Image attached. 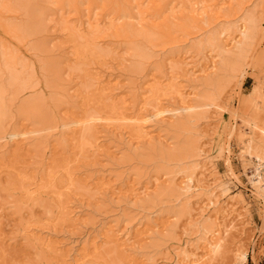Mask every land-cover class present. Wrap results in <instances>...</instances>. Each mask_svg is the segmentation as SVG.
Instances as JSON below:
<instances>
[{
	"label": "bare ground",
	"instance_id": "bare-ground-1",
	"mask_svg": "<svg viewBox=\"0 0 264 264\" xmlns=\"http://www.w3.org/2000/svg\"><path fill=\"white\" fill-rule=\"evenodd\" d=\"M38 1L48 2V0H0V11L5 14L22 13L21 15L25 16L27 23H29V26L26 25L17 29L14 28V24L5 21L6 19L1 16L0 23H4L2 29H5L4 32L7 36H11L20 43L25 40L26 28L32 27L30 23L36 16L33 14V9L38 4ZM79 1L81 0H78L75 5L73 4L76 12H80ZM100 1L102 3L104 1L105 3L106 1L108 2V0ZM132 1H128L130 4L127 3L128 6H131V10L133 9L139 14L143 9L144 3H140L138 0ZM236 2L233 1V3ZM238 2L240 11H242L241 15L237 16L240 11L225 15L222 19L217 18V24L214 21L207 20L209 18L207 16L212 9L208 6L206 0H196L194 7L189 2V5H184L181 15L172 19V22H169V20H167L169 23L165 21L167 25L162 24L165 25L166 30L159 34L149 30L151 25L145 21L146 17L141 18L134 13L113 16L110 26L106 29H101V22H103L101 19L98 20L90 15L92 8L89 13L90 16L86 19L88 21L87 24H85V20V23H83V19L80 17L82 21L79 19L78 26L81 29H78L87 35L94 36L95 38L91 42L101 39L100 42L105 43L111 38H118L130 41L133 44V48H131L132 54H126L124 59L122 58L123 63L118 60L113 61L116 63L120 62L121 69H119L120 67L117 68L119 71L121 70L120 78L130 77L131 79V75L135 76L133 74L135 72L131 71V67L136 66L137 70H141L142 66L146 64L149 66L154 65V69L161 75L164 74V70L170 72L164 77L161 76L163 77L160 80L161 82L157 81L147 88H143L140 82L136 84L137 80L130 82L127 90L131 93L135 102L139 101V93H150V96L144 100L145 107L142 110H137V103H134L129 109L128 106H125L126 102L119 99L120 94L118 93L120 92L117 91L122 88L117 86L120 83H116L115 89L109 85L111 83L110 80L115 78L112 76L115 70L111 66L105 69L108 65L102 64L101 67L103 65L106 67L103 66V68L99 69L100 71L105 69L101 71L104 76L93 79L98 85L97 88L99 87L95 91L97 90L107 101L114 103L111 107L119 113L120 119L118 121L125 126L124 129L127 132L121 133L122 131L119 129L121 131L119 134H121L118 135L114 132V128L112 130L106 126L105 128L103 127L102 135H99L98 139L95 140V138L92 142H88L86 139L92 135L95 127L99 126L97 122L100 124L102 120V117L95 113L82 119H79V117L75 119L74 116V119L72 116L71 118L66 117V119L64 117L61 124L49 127V120L55 115L54 110L49 106L48 112L43 113L38 106L32 105L33 102H31L30 106L26 104L21 106L22 108L20 107V114L25 115V112L30 111L27 119L28 123H33L34 125L42 124L41 127L28 130L8 125L14 118L12 113L16 112L15 104L19 103L20 96L31 88L28 86V80L31 75H19L16 72V67L20 65L21 59L17 56V50L10 46H1L0 161L3 164L0 163V165H5L4 162L8 158V149L11 146L13 147V145L17 147L16 155L26 149L32 154H29V156L37 160L41 159L42 154L51 155L50 152L53 150L51 149L50 141L52 139L60 147L68 142L67 135L72 134L74 135L72 139L74 148L84 150L82 152L85 153V150L90 147L93 149L92 153L95 157L92 153L91 155L95 159L89 166L86 165L83 173H68L69 176L67 174L66 181L71 187L70 190L74 188L77 191L87 192L89 191L88 189H90V192L92 191V186L88 184L96 181L97 183L94 184L96 192L89 194L90 196L92 195L89 202L93 203L85 206L86 209L81 204L82 202H77L76 200L74 202V198L69 207L70 212L67 210L68 207L66 208L69 205H66L67 203L62 204L60 212L62 220L70 223L73 218L72 227L79 228L86 225V220L82 218L84 215L85 217L88 215L92 217L91 213H95V218L102 217L101 221L92 222L93 227L104 230L105 239L110 243L118 244L119 240H122V243L115 248H118L123 254L129 253L133 256L129 260L130 264H214L220 259L218 257L223 255L222 253H224L227 245L231 241L234 242V240H231L233 238L231 232L233 233V230L236 229L234 223L239 222L242 217L237 214L238 211L236 212L239 208L236 207L241 201L235 203L231 202L233 199H230L231 201H228V204L220 206L216 193L223 189L225 185L219 177H212L215 176L214 165H211V158L208 156L207 151L203 149L208 144L206 139L209 138V134L207 129L204 131L200 129V124L202 122L206 124L215 121L219 122L225 113H230L226 103L223 104V96L229 91L232 92L234 88L241 87L250 68L251 59L254 57L255 52L258 51V45L264 39L262 21L258 17L260 4L255 0H239ZM157 3L159 4L154 6V9L160 12L163 6L160 2ZM61 9L64 10V8ZM77 16L80 15L77 14ZM202 17L207 18L203 21L201 20ZM56 23L55 25H57ZM86 25L88 27L84 28ZM195 25L199 26L195 29L196 31L189 32L185 40L178 41V38L175 37L176 35L185 32L187 29L195 28ZM162 38L166 39L167 44L158 51L160 47L153 44ZM60 45L63 46L62 44ZM58 47L55 46L53 48L54 51L53 49L51 51L50 58L53 63L51 65L62 72L60 66H62L65 58L59 54L61 48L59 47V49ZM111 64L112 66L115 65V63L114 65L113 63ZM55 68H51V70ZM70 71L74 70L70 69ZM57 73L59 72L57 71ZM109 73L111 75L107 76ZM108 78L111 79L105 84ZM163 84L166 85L163 86ZM86 87L89 89L88 86ZM163 88L171 91V96L166 101H161L157 97L158 92H161ZM230 88L232 89L227 92ZM71 91L72 88L67 86L53 100L52 104L54 107H58L57 113L62 108L65 109L67 106L70 107L69 105L77 103L79 96H72ZM263 91L264 87L260 86L257 89V95L249 103V106H252L254 110V116L251 119L242 118L237 112H234L235 123L231 125L228 137L230 140L239 130L241 134H245L238 124L240 118H242L240 119L242 120L241 125L250 127L251 135L243 144L245 145V150L241 158L249 161L250 164H254L256 173L253 178L256 181L253 182L251 178L249 181L253 184L254 194L263 203L264 208V117L263 119L259 117L261 113L264 115V96H261ZM188 92L190 93L184 96ZM20 110H17V112L19 113ZM51 130H54L55 133L56 131L58 132L55 136H51L49 132ZM47 132L49 134L45 136L44 133L47 134ZM240 140L242 141V138ZM166 142L175 145L172 148H167L165 146ZM99 143L103 145L99 146ZM226 146L225 151L231 153L230 145ZM54 150L57 149L54 148ZM63 150L65 151V149ZM54 152L56 153L57 151ZM193 152H198V155L194 154V157L198 158L195 157L193 159L191 157ZM55 153L52 154L55 155ZM56 156H53V158ZM153 156H161L157 163L154 162L155 173L161 174L156 179L152 175L154 168L150 169L151 165L149 166V161L146 159ZM53 160L55 162L57 158ZM38 163L36 161L33 166L40 164ZM128 164L130 165L129 167H127ZM57 168H53L55 169V174L59 170ZM53 169L51 171L52 176L55 175ZM80 175H83L84 179H78ZM235 178L237 179V177ZM153 179L155 183L152 182ZM151 185L155 186L156 191L150 190ZM26 194L28 200L32 201L34 205L41 204L39 202L40 198L34 197V193L32 194L27 190ZM167 198L171 199V206L163 207L160 211H151L153 204H162ZM203 198L205 202L198 206L200 208L194 209L192 201ZM95 204L98 205L95 207L93 206ZM15 207L17 206L15 205ZM112 208L116 209L112 212L108 211ZM212 208L216 209L214 217L208 215L209 210ZM46 211L49 215L53 214V210L50 208H47ZM18 213H21V208H19ZM30 213L33 214L32 211ZM164 213H169L167 217L171 221L168 222V218L167 221L161 220L162 216H165ZM109 214L113 215H110V218H106ZM182 217H187V224L181 228L178 223ZM106 221L107 223H105ZM209 222H212L210 223L212 229L208 228L207 223ZM176 232H181V237L178 239L174 238V240L171 239L175 245L174 249H170V247L162 249L163 247L156 246L154 241L150 243V240L169 239L172 237L171 234L174 235ZM212 232H219L217 234L218 237L211 236ZM133 239L135 240L134 242ZM15 241L17 242L16 238ZM24 241L26 246L36 250L44 249L46 246L47 249H45L48 250L46 258L49 261L63 260V256H61L63 254H59L58 251L66 244L53 242L54 240L52 241L53 243L47 242L44 238H35L34 236L26 237ZM145 241L148 243H145ZM67 242L69 243V241ZM233 242L230 243V246ZM71 245L74 246L71 243L66 246L71 247ZM83 245V252L80 253L79 259L73 261L74 264H86L85 261L89 258L88 248L90 244L85 241ZM68 249L69 254L73 252V247H71V251L69 247ZM234 252H237L236 249ZM237 253V260L241 262L246 260L247 255L244 252L239 249ZM66 257L68 260L69 255ZM94 257L95 259H104V255L98 252H95ZM139 257L143 258L142 260L139 259L140 263L137 259Z\"/></svg>",
	"mask_w": 264,
	"mask_h": 264
},
{
	"label": "rangeland",
	"instance_id": "rangeland-1",
	"mask_svg": "<svg viewBox=\"0 0 264 264\" xmlns=\"http://www.w3.org/2000/svg\"><path fill=\"white\" fill-rule=\"evenodd\" d=\"M85 1L86 0L79 1L78 5L81 9H79L80 12L74 11V5L78 3V0H48V2L38 1L37 5L39 6L36 5L38 8L35 6L33 9V14L36 16L30 23L32 27L28 28L30 29L29 31L26 28L27 31L26 35H24L25 38L23 36L25 40L23 39L24 41L22 43L5 34V29H2V25H4V23L1 21L3 24L0 23V48L1 46H10L15 48L18 52L17 56L21 59L20 65H17L16 67V72L19 75L23 76L31 75V78L28 80V86L31 88L23 93L22 96H20L21 99L19 103L15 104L16 112L12 113V116H14L15 119L13 118L11 120L12 122L10 121L11 123H8V125H12L13 127L16 126L15 128L18 129L26 128L28 130L30 128L41 127L42 124L34 125L33 123H28L27 119L29 118L30 111L25 112V115L20 114L21 106L26 104L29 105L31 102H33L32 105L35 104L36 106H38L43 113L48 112L49 106L52 110H54L55 115L50 118L49 127H53L56 124H61L64 120V117L66 119V117L71 118V116H74L75 119H77L78 117L79 119H82L87 115H94V113L99 114L102 117V120L100 121L102 124H99L97 122V124L101 126L95 127L92 135L86 139L88 142L94 141L95 138V140H97L99 135H102L101 133L103 127L105 128L106 126L107 128L112 130L114 128L116 130H114V132L120 135L121 133H126L127 131L125 132V126L118 121L120 119L119 113L113 107H111V105L114 104L113 102L107 101L97 90L95 91L98 85H96L93 79L103 77L104 75L103 73H101V71H104L111 66V68L115 70L114 75L112 76H114L116 79L108 78V80L105 81V84L110 79L111 83L109 85H111V88L112 86H117L116 83H120V85L117 86L118 88H122L118 89L117 91L120 92L118 93L120 94L119 99L124 100L126 102L125 106H128L129 109L134 105V103H137V110H142L145 107L144 100L150 96V93H139V101L135 102L131 93H129V91L127 90L130 82H134L135 80H137L136 84H139L140 82L143 88H147L155 82L163 79L164 76L168 75L169 71L167 72V70H164V74L161 75L154 69V65L149 66L148 64H146L142 66L141 70H137L136 66H132L131 71L135 72L133 73L135 76L131 75V79L130 77L120 78L119 75L121 74V70L119 71V69H121V67L119 63L122 62L126 54H132L131 48H133V44L130 41H125L124 39L118 38H111L105 43H101V39L91 42V40H93L95 37L81 32L82 30H80L81 27L78 26V21L82 18L83 23L86 22L85 24H87L88 21H86V19L88 18V16L92 15L93 18L95 17L98 20L101 19V21H103L101 22V29H106L110 26V23L112 22L111 20H113V16L129 13L138 14V12L133 9L131 10V6H128V1L131 2L132 0H108V2L106 1V3L105 1L102 3L100 0ZM138 1L140 3H144V6H142L143 9L138 14V16L141 18L146 17L145 21H147L151 25V29L149 30L158 34L166 30L165 25L167 24H165V21L168 22L167 20H169V22H172V19H174L176 16L181 15V11L184 10V5H189L190 2L191 5H193L192 7H194V5L196 4V0ZM156 1L160 2V4H162L163 6L162 11L160 12L154 9V6L159 4ZM206 1L208 2V6H210L212 9L207 16L209 17L207 20H210L211 22L214 21L216 23L217 18L222 19L225 15H230L240 11L238 2L239 0L237 2L236 0H233L236 3H233V1L231 0ZM255 1L260 4V7L258 9V17L262 21V30L264 31V0ZM84 2L85 4H83ZM153 2L155 3L153 4ZM59 8H64V10H60ZM90 11L91 14L89 15ZM241 12L242 11H240L237 16H240ZM21 14H5L3 11H0V17H4L6 19L5 21H9L14 24V28L17 29L19 27L21 28L22 26L25 27L29 24L27 23L26 17L22 16ZM77 14L80 16H77ZM207 17H202L201 20L205 21ZM41 18L43 19L41 20ZM55 22H57V25H55ZM201 25L203 24L201 23ZM197 26L198 25H195V28L187 29L185 30V32L180 33L175 37L178 38V41H183L185 40V37L189 32L196 31L195 29L197 28ZM87 27L88 26L86 25L84 28ZM60 44H62L63 46H61ZM165 44H167V41L166 39L162 38L156 41L153 45L159 46L160 48H158V51H160L161 49H163V46H165ZM54 45L61 48L60 49L58 47L60 49V52H58L61 57L65 58V61L62 63L63 67L60 66L62 72H60L59 69L56 70V68L51 65L53 63L51 62L50 55L52 49L55 47ZM116 60L120 62H113ZM104 63L106 66H108L106 67L105 65H103L106 68L104 67L105 69H102L100 71V69L103 68V66L101 67V65ZM111 63H113V65L115 63V65L112 66ZM51 68L55 69L51 70ZM70 69H73L74 71H70ZM116 69L119 72H117ZM57 71L59 73L56 74ZM109 75H111V73L107 74V76ZM165 85L166 84H163V86ZM67 86H70V88H72V93L70 92L71 95L76 97L79 96V98L77 99V103H75V105H69L70 107L67 106L66 108L64 107L65 109L62 108V110L57 113L58 107H54V105L52 104L53 100L57 98L60 95L59 93H61V90H64V88H67ZM86 86H88L89 89H87ZM260 86L264 87V39L262 40V43L258 45V51L255 52L254 57L251 59L250 68L248 69L246 78L241 87L234 88L232 92L229 91L232 89L230 88L227 90V92L229 91L230 93L228 92L223 96V104L226 103L230 113H225L221 120H219V122L215 121L208 124L202 122L200 124V129L203 131L207 129V132L209 134V138L206 139L208 141V144L203 149L207 151L208 156L211 158V165H214L213 171L215 176L212 177H219L225 185L223 189H220L216 193L217 200L219 201L220 206L226 205L228 201H231L230 199H233V201L231 202L235 203L241 201V203H239V205H237L236 207H239L236 212L238 211L237 214H240V216L242 217L239 222L234 223L236 229L233 230V233L231 232V236H233V238L230 237L232 238L231 240H234V242L231 241L233 243L230 246L231 242L229 241L230 243L227 245L224 253H222L223 255L218 257L220 259L214 262V264H264V208L262 205L263 203L260 201V199H257L258 197H256V195L254 194L253 184H251V182L249 181L250 178L253 182L256 181V179L253 178L254 174L256 173L254 164H250L249 161L243 160L241 158L242 153L245 150V145L243 144L245 143V140L251 135V130L250 127L241 125L242 120H240L242 118L249 120L254 116V110L252 106H249V103L250 101H252L253 97L257 95V89ZM113 89H115V87ZM158 93L159 94L157 95V97L159 100L161 99V101H166L168 100V97L171 96V91H168L167 88H163V90ZM189 93L190 92H188L187 94L185 93L184 96H187ZM261 96H264V91L261 93ZM71 106H73V108H71ZM111 109H114L115 111H112ZM17 110H20L19 113L17 112ZM234 112H237L240 116H242V118L238 120V124L245 134H241V131L239 130L229 140V130L231 128V125L235 123V117L233 116ZM259 117L263 119V113H261ZM208 128L210 129L208 130ZM49 132L51 136H55L58 131H56V133L54 132V130H51ZM119 132L121 133L119 134ZM48 134V132L47 134L44 133L45 136H48ZM73 137L74 135L68 134V142L64 143L60 147L57 146L55 140L53 141L52 139L50 141V144L52 145L51 149L53 150L50 152L51 155L42 154L41 159L37 160L31 158L29 154H32L29 153L26 149H24L25 151H20L17 155V147L15 145H13V147L11 146V148L8 149V158L4 162L5 165H0V264H74L73 261L79 259L80 253L83 252V243L85 241H88L90 244L88 248V254H90L88 256L89 258H87V260L85 261L86 264H130L129 260L133 256L129 253L123 254V252L119 251L118 248H115L117 245L122 243V240H119L118 244L110 243L107 239H105L104 230H101L100 228L95 229L93 227L92 222H96L99 220L101 221L102 217L99 216L98 218H95V213H91V218L88 214V216L85 217L84 214H86V212H84V216L82 218L83 220H86V222L84 221L86 225L79 228L72 227L71 222L73 221V218L71 219V222L69 221L70 223L65 222L61 219L60 212L62 210V204L67 203L66 205L69 206H66V208L68 207L67 210H69L68 212H70L69 207L71 206L70 204L73 202L74 198V202L75 200L77 202H82L81 204H83L84 208L86 209L85 206L93 203L89 202V199L92 196H90L89 194L91 192H96V187L94 186V184L97 183L96 181H94L92 184H88L92 186L91 192L90 189H88V192L81 190L77 191L74 190V188L70 190L71 187L66 181L67 177L71 173H83L86 165L89 166V164L92 163L93 159H95L92 156L94 155L92 153L93 149H91L90 147L86 149L87 151L85 150V153L82 152L84 150L74 148L75 146H73L74 143L72 140ZM241 138L242 141L240 140ZM205 143L207 142L205 141ZM228 144L231 147V153L225 151V148L227 147L226 145ZM100 145L103 144L99 143V146ZM174 145L175 144L172 145L170 142H166L165 144L167 148H172ZM104 146L106 149L105 144ZM54 148L57 150H54ZM63 149H65V151ZM54 151L57 152L55 153ZM52 153H55V155H53ZM56 154L58 155L56 156ZM194 154L198 155V152H193V154H191V157L193 159L196 157H194ZM52 155L56 156L54 158H57L55 162ZM160 157L161 156H153L151 158H146L148 159L147 161H149V166L151 165V170L154 168V162L157 163ZM36 161L40 164L38 163L39 165L33 166ZM129 166L130 165L128 164L127 167ZM54 167L59 168L57 174H55L56 172L54 171L55 169H53ZM52 169L55 174L54 176H52L53 174L51 173ZM152 173L154 179L160 177L161 175L155 173V168L152 170ZM83 177V175H80L78 176V179H82ZM235 177H237L238 180ZM154 179L152 180V182H154ZM151 186L152 187L150 188V190L156 191L155 186ZM27 190L32 194L34 193V197L40 198L39 202H41V204L34 205L32 201L28 200L26 194ZM170 202L171 199L167 198L163 201V205L160 203H155L151 206V211H160L161 209H163V207L171 206L172 203ZM204 202V198L195 199L194 201H192L193 208H200L198 206H201L200 204ZM15 205L17 207H15ZM97 205L98 204H95L93 206L96 207ZM46 207L53 210L52 215L47 214ZM19 208H21L20 214L18 213ZM115 209L116 208H112L108 211L112 212ZM215 210L216 209L213 208L210 209L208 215L214 217ZM30 211H32L33 214H31ZM164 214L165 216H162L161 220L167 221V215L169 213ZM110 215L113 214H109L106 218H110ZM186 220L187 217L180 218L178 226L180 225L181 228L186 226ZM169 221L171 220H169L168 218V222ZM105 223H107V221ZM210 223L212 222L207 223V225L209 229H212ZM133 233H135V231H133ZM177 233L178 232H176L174 235L171 234L172 237L169 239L165 238L161 240H150V243L154 241V244L161 248L163 247L162 249H165L166 247L174 249V238L178 239L179 237H181V232H179L178 234ZM218 233L219 232H212L210 235L217 238ZM30 236H34L35 238H44V240L47 242H52L54 240L53 242L64 245H69L70 243L74 244V246L71 245V247H73V252H70L71 247L68 246L70 248L69 254V249L65 245V248L61 247L58 251L59 254H63L61 255L63 256V260L61 261L59 259H56L58 261H49L46 258V256H48V250H46V246L44 247V249L37 250L35 248L26 246L24 239ZM11 238H13V240H11ZM15 238L17 242L15 241ZM12 241L15 243H13ZM67 241H69V243ZM134 241L135 240L133 239V242ZM147 241L149 242V240ZM147 241H145V243ZM162 243L164 244V246ZM235 249L237 252L239 249L244 252L247 255L246 260L242 262L240 260H237L236 257L238 253L236 252V255V253L234 252ZM95 252L104 255V259H95ZM67 255H69L68 260L66 259ZM137 259L140 263V260H142L143 258L139 257Z\"/></svg>",
	"mask_w": 264,
	"mask_h": 264
}]
</instances>
